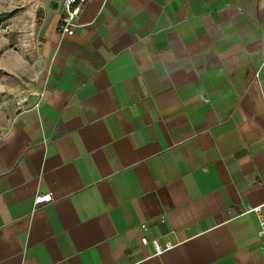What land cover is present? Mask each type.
Segmentation results:
<instances>
[{"label":"crops","instance_id":"crops-1","mask_svg":"<svg viewBox=\"0 0 264 264\" xmlns=\"http://www.w3.org/2000/svg\"><path fill=\"white\" fill-rule=\"evenodd\" d=\"M60 17L0 137V264H264L243 212L264 203V0H88L71 35Z\"/></svg>","mask_w":264,"mask_h":264},{"label":"rangeland","instance_id":"rangeland-1","mask_svg":"<svg viewBox=\"0 0 264 264\" xmlns=\"http://www.w3.org/2000/svg\"><path fill=\"white\" fill-rule=\"evenodd\" d=\"M62 0H0V137L42 89L48 24Z\"/></svg>","mask_w":264,"mask_h":264},{"label":"built area","instance_id":"built-area-1","mask_svg":"<svg viewBox=\"0 0 264 264\" xmlns=\"http://www.w3.org/2000/svg\"><path fill=\"white\" fill-rule=\"evenodd\" d=\"M88 0H62L61 2V17L58 24V32L60 34L71 35L75 26V21L81 10ZM53 197L50 193L36 195L33 200L34 208H40L53 202ZM245 214L253 215L257 223V235L260 239V247L264 250V203L255 206H246ZM145 226H142L144 229ZM140 243L144 246L151 245L155 255H161L163 252L171 249L173 244L170 242L162 243L159 238H148L143 235Z\"/></svg>","mask_w":264,"mask_h":264}]
</instances>
